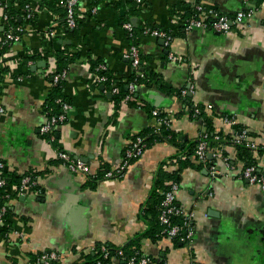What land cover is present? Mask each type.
I'll return each mask as SVG.
<instances>
[{
	"label": "crops",
	"instance_id": "obj_1",
	"mask_svg": "<svg viewBox=\"0 0 264 264\" xmlns=\"http://www.w3.org/2000/svg\"><path fill=\"white\" fill-rule=\"evenodd\" d=\"M49 1L58 10L49 8ZM62 1L31 0L35 20L22 16L26 33L0 59V103L7 110L0 117V162L5 172L38 173L43 190L36 196L31 191L18 194L15 185L4 188L12 191L8 222L13 229L4 234L0 224V264H38L39 255L50 251L60 255L52 264H83L98 242L123 246L148 229L141 207L152 192L160 164L169 162L168 171L178 168L171 158L186 153L182 148L156 142L123 177L102 180L95 187L57 156L59 150L66 151L96 172L103 163L117 168L131 136L158 126L151 108L166 114L186 146L207 132L203 118L190 116L197 104L204 107L215 132L233 137L247 130L246 141L257 146L254 164L264 173L260 152L264 148V7L227 34L210 28L186 31L172 23L175 15L191 16L198 2L233 16L257 6V1L142 0L134 12L135 0H80L78 26L61 27L62 33L51 40L46 29L52 20H62ZM4 12L0 5V41L7 24ZM127 21L141 28L170 30L173 39L165 44L162 38L139 33L146 67L162 76L166 89L140 86L135 102H122L116 108L113 94L103 84L93 83L91 60H101L120 77L132 72L124 57L131 44L123 27ZM66 50L74 54L63 82L72 109L57 126L53 143L40 128L48 118L44 106L49 76L58 67L56 54ZM183 88L193 89L187 103L174 94ZM223 115L235 116L239 130L226 124ZM224 149L226 160L210 158L218 165L215 177L208 164L197 163L192 155L195 167L181 172L177 202L196 214L193 248L174 246L166 237L157 243L144 238V254L165 257L167 264H264V191L243 179L245 162L237 146L227 143Z\"/></svg>",
	"mask_w": 264,
	"mask_h": 264
},
{
	"label": "built area",
	"instance_id": "obj_2",
	"mask_svg": "<svg viewBox=\"0 0 264 264\" xmlns=\"http://www.w3.org/2000/svg\"><path fill=\"white\" fill-rule=\"evenodd\" d=\"M16 6H18L20 0H14ZM138 3H141L142 0H136ZM251 0H243L244 3H248ZM257 1V0H255ZM80 0H63L61 5L64 10V15L61 19H54L50 23L48 29H46V35L49 39H54L58 36L59 33H62L61 27H66L68 30H74L78 26V13L77 8ZM0 5L4 7V18L6 24V28L3 34V37L0 41V49L4 46H10L13 43L19 41L21 37L26 33V28L24 25L12 26L9 24L10 16L6 11L7 3L4 0H0ZM264 7V1L261 2L257 6H251L248 8H244L238 10L235 15L231 16L225 13H222L219 9L215 7H206L204 4L198 2L195 4L192 15L189 17H182L181 15H175L172 23L177 25L186 31L193 30L195 28H210L220 33H231L234 27L244 22L245 20L253 17L258 11ZM24 9L26 10V19L32 18L35 16V12L31 6V0L29 3L25 4ZM97 8L94 7L92 11H96ZM88 13V12H84ZM63 25V26H62ZM134 24L131 21H127L123 23V27L127 31L129 36L133 35ZM143 34L152 35L157 38H162L165 40V44H169L173 39V34L170 30L150 27L146 26L143 29ZM6 52V51H5ZM0 53L1 56L5 53ZM170 58L173 59V54H169ZM124 57L130 62L132 72H135L137 76L144 77L145 74L142 70V61H141V52L138 45L131 43L129 50L124 54ZM107 69V66L104 63H100L96 69L93 78V83L101 84L107 80L106 75H101L99 72ZM68 70H63L60 73H57L53 76V81L50 83V91L54 85L59 84L61 81L65 80L67 77ZM117 76V75H115ZM139 86L137 81H131L128 85L129 92L123 98V102H130L134 100V94ZM49 91V93H50ZM119 87L114 84L111 88L110 93L115 94L118 93ZM193 91V89L183 88L182 94L187 95L189 92ZM208 109H212V105L207 106ZM72 109V105L68 101H63L62 104V112L58 115L48 116L47 121L44 125L41 126L40 131L43 135L47 136V139L50 142L56 140V128L57 126L66 121L68 118V114ZM196 114L200 113V109H196ZM7 114L6 108L0 103V117ZM152 115L157 118L158 126L155 127V130H160V127L163 124H168L172 126L171 120L168 117L161 116V112L159 109L152 110ZM222 120L231 126H236L238 121L235 116L223 115ZM220 132V131H219ZM219 132H215L213 138L209 135L208 132L201 133L198 139V143L194 150V153L191 157L196 160L197 163L207 165L211 162L209 155L212 154L213 158H221L226 160L225 155V146L227 143H242L246 141V133L247 130H241L239 134L235 133L233 137L229 135V141L226 139L224 134H220ZM218 142V143H215ZM226 141V142H223ZM247 145L253 149L257 148L256 144L250 143L247 141ZM146 149V144L144 143V137L139 133L131 136L129 141L125 147L124 157L122 162L117 168H110L106 171L105 179H114L121 178L125 175L128 168L130 167L131 160L140 157ZM182 158L187 157V153L180 154ZM58 159L63 162L64 165L68 167L70 171L75 174L86 176L88 179H97V172L92 169L90 164L81 160L79 158H74L71 154L66 151L59 150L58 151ZM5 165L3 162H0V173L4 172ZM209 170L211 174L215 177L218 171V165L210 164ZM21 182L20 185H15V191L18 194H24L28 191L33 192L36 196L42 193L41 189H35L38 186V180L34 176V171H26L21 174ZM242 177L250 184H256L260 187L261 190L264 191V174H259L257 167L255 164L247 165L242 170ZM180 183L174 182L171 184V187L164 193L165 197L162 202V212L160 214V221L164 226L163 233L167 238L173 239L174 237H180V240L186 241L189 244V248H193V240L196 233L195 226V218L196 214L192 209H185L181 207L177 202V193L180 189ZM7 182L5 179L0 178V189L6 188ZM12 196L11 190H6L3 193L0 192V224L2 225L5 220V214L8 211L9 200ZM175 215H181L184 218L183 224L178 222H172V217ZM185 230V233L182 231ZM97 250L96 245H94L93 249ZM100 251L103 253L104 257L109 255V250L107 246L102 245L100 247ZM60 259V255L56 251L43 252L39 255L37 259L38 264H52L53 262ZM98 264H109L102 263L98 261ZM127 264H158V259L153 260V258L149 255H144L140 260H137L136 257H131Z\"/></svg>",
	"mask_w": 264,
	"mask_h": 264
},
{
	"label": "trees",
	"instance_id": "obj_3",
	"mask_svg": "<svg viewBox=\"0 0 264 264\" xmlns=\"http://www.w3.org/2000/svg\"><path fill=\"white\" fill-rule=\"evenodd\" d=\"M4 1L7 3L6 11L8 12L10 16L9 24L14 27L23 25L22 16L26 19L25 17L26 10L24 9V6L25 4L29 3L30 0H20L18 6H16L14 0H4ZM263 1L264 0H257L258 4H260ZM135 2L137 3V5L133 9L134 12L138 10L137 7H139V4H140L136 0ZM46 3H47L46 5L49 8L53 10H58L54 8L55 5L53 4V2L49 1ZM63 15H64V12H63ZM26 20L34 21L35 16L32 18L26 19ZM126 20L127 18L124 17V21ZM143 29L144 28L134 26L133 35L132 36L128 35L129 39L131 40V43L138 45V35L139 33H143ZM10 46L2 47L0 49V53H3L6 50H8ZM56 57H57L58 67H57L56 72H54L53 74L49 76L50 83H52L53 76L55 74L60 73L65 69L67 70L69 63L74 60V54L69 50H66L65 52H61V53L58 52L56 54ZM146 60L143 59V57L141 56L142 70L145 74L144 77L137 76L135 72H131L126 77L115 76V74L111 72L108 68L104 71L99 72L101 75L107 76V80L101 83L104 85V88L107 91H111V88L114 84H116L119 87L118 93L113 94V98L116 102V108L120 107V104L123 102L122 101L123 98L129 92L128 85L131 81H137L139 85L146 86V87L156 86L161 89H166L162 76L152 70L147 69ZM91 62L95 70L96 67L101 63V60L92 59ZM63 82L64 80L61 81L59 84L54 85L48 95V98L44 106L45 111L48 116L58 115L59 113H61L63 101H67L66 96L63 93ZM136 92L134 94L135 99L131 100L130 102L136 101ZM174 94H176L177 97H179L185 103H187L189 99L188 94L183 95L182 89L175 90ZM197 108L200 109L199 114H196L195 112ZM154 109L156 108H151L150 112H152V110ZM190 114L192 118H198V119L203 118L207 126V132L209 133L211 138H213L214 135L216 134L214 125H213L212 120L208 118L207 115L205 114L204 107L197 104L196 106L191 107ZM161 116L165 117L166 114L161 112ZM234 128L236 130H239L238 128H240V126L237 124L236 126H234ZM219 133L221 135L223 134L222 132H219ZM139 134L144 137V143L146 144V147H149L152 144H155L156 142L168 141L171 144L177 146L179 149L182 148V150L187 153V157L181 158L179 154H176L174 157H172L171 158L172 161L175 160V162L178 164V168H176L173 171L167 170V165L170 164L169 162L163 161L160 164L158 173H157L158 176L154 183L152 192L148 198V201L141 207V210H140L142 217H144V219L147 220L149 223L148 229L144 231L143 233L139 234L138 236H136L135 238L128 241L123 246H116L110 242H107V243L98 242L96 244L97 250H94L91 253L87 254L84 259L83 264H98V261H101L102 263L114 264L115 259L117 260L115 264H127L131 257H136L137 260H140V258H142L145 255L143 251L141 250V241L144 238L150 239L151 241L157 243L159 239L166 237V235L163 233L164 226L160 221V214L163 209L162 202L165 197L164 193L171 187L172 183L181 182V172L183 168L195 167V165L190 160V156L193 155L196 145L198 143V140H196L194 143H191L188 146H186L185 144H182V141L179 139V133L176 132L172 128V126L168 124H163L160 127V130H155V128H148V129L141 131ZM225 136H226V139H228L227 141H229V138H230L229 135L226 134ZM56 142H57V136H56V140H54L53 143H56ZM223 142H226V141H223ZM215 143H218V142L214 141V144ZM235 145L237 146L238 156L245 162V166L255 163V159L253 155V148L247 145V141H243L242 143H237ZM260 152L264 153V148L261 149ZM137 158L138 157L132 159L131 163H133ZM210 164H215V160H212L211 162L208 163V165ZM108 169H110L109 166L106 163H103L101 168L97 172V179H88L87 185L90 187H95L96 184H98L99 180L105 177V173ZM258 173L264 174L262 171H259V170H258ZM38 175H39L38 173L34 172V176L35 178H37V180L39 178ZM0 178L5 179L7 182V186L8 185L10 186V185H20L22 176L15 172L9 173V172L4 171L3 173H0ZM35 189H41L39 182H38V186ZM41 191L43 193V190ZM0 192L3 193L4 189L1 188ZM0 206H1V203H0ZM8 217H9V211L6 212L5 220H4V223L2 224V229H3L4 234H8L13 229V227L8 222L9 220ZM172 222H178V223L183 224L184 218L181 215H175L172 217ZM182 233H185V230L182 231ZM172 240H173L174 246H178L180 243L183 244L184 246H187L188 244L186 241L180 240L179 236L174 237ZM102 245L107 246L109 250V255L107 257H104L103 253L100 251V247ZM152 258L153 260H156L155 257H152ZM158 264H167L166 258L165 257L159 258Z\"/></svg>",
	"mask_w": 264,
	"mask_h": 264
},
{
	"label": "water",
	"instance_id": "obj_4",
	"mask_svg": "<svg viewBox=\"0 0 264 264\" xmlns=\"http://www.w3.org/2000/svg\"><path fill=\"white\" fill-rule=\"evenodd\" d=\"M161 42L164 43L165 40L163 39ZM211 157H212V154L209 155V158H211ZM188 246H189V245L187 244V247H188Z\"/></svg>",
	"mask_w": 264,
	"mask_h": 264
}]
</instances>
